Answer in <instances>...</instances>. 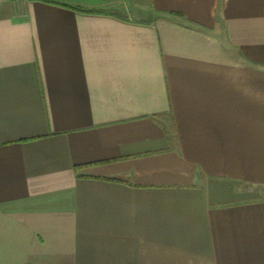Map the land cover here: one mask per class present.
<instances>
[{"label":"crops","instance_id":"obj_1","mask_svg":"<svg viewBox=\"0 0 264 264\" xmlns=\"http://www.w3.org/2000/svg\"><path fill=\"white\" fill-rule=\"evenodd\" d=\"M0 264H264V0H0Z\"/></svg>","mask_w":264,"mask_h":264},{"label":"rangeland","instance_id":"obj_2","mask_svg":"<svg viewBox=\"0 0 264 264\" xmlns=\"http://www.w3.org/2000/svg\"><path fill=\"white\" fill-rule=\"evenodd\" d=\"M129 14L134 17H145L146 19H151V16L149 13H139V12L134 11V12H130Z\"/></svg>","mask_w":264,"mask_h":264}]
</instances>
